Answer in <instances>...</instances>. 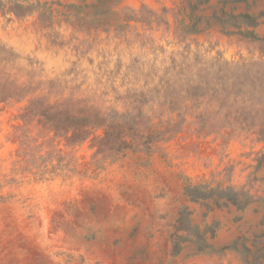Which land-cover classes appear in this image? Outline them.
Masks as SVG:
<instances>
[{
  "label": "rangeland",
  "instance_id": "rangeland-1",
  "mask_svg": "<svg viewBox=\"0 0 264 264\" xmlns=\"http://www.w3.org/2000/svg\"><path fill=\"white\" fill-rule=\"evenodd\" d=\"M0 1V48L6 49H0V80L22 89V96L10 97L7 84L0 88V264H247L248 256L264 264V138L258 134L201 131L187 114L182 130L150 154L130 150L102 166L91 137L69 148L57 139L61 155L27 163L15 136L19 114L39 96L103 113L140 112L155 124L170 101L180 103L199 82L202 68L219 58L260 60L264 46L216 28L184 35L177 19L189 12L186 0H121L96 16L86 5L97 0ZM17 1L46 3L52 12L43 19L38 12L17 16L11 11ZM142 5L161 21L131 22L117 33L123 9ZM261 10L264 0L252 8ZM256 32L264 37V17ZM34 167L43 176L29 170ZM189 183L234 186L256 201L244 209L217 206L216 197L192 201ZM183 207L208 232L204 242H186L174 255L170 236Z\"/></svg>",
  "mask_w": 264,
  "mask_h": 264
},
{
  "label": "trees",
  "instance_id": "trees-1",
  "mask_svg": "<svg viewBox=\"0 0 264 264\" xmlns=\"http://www.w3.org/2000/svg\"><path fill=\"white\" fill-rule=\"evenodd\" d=\"M120 1L117 0L115 5L110 6L107 0H97L86 7L94 9L95 16L104 15ZM259 1L261 0H186V9L189 12L184 15L185 18L177 19L178 29L188 35L216 28L224 35H235L264 46V37H260L256 32V28L263 22L264 11H252ZM0 6H4L2 1ZM46 6V3L41 4L39 1L28 4L17 1L11 6V11L17 16L38 12L40 19H43L47 12H52V6ZM240 6H243L244 10L238 11ZM67 7L77 9L80 6L70 4ZM208 10L212 12L207 14ZM180 11L183 10L176 12L177 18ZM105 19L106 17L102 18ZM123 21L125 23L116 28L117 33L123 25L129 26L131 22L147 25L159 23L161 16L146 5H142L140 9L125 7ZM0 49L6 50L4 47ZM202 69L198 75L199 82L196 85L189 84L192 90L181 95L180 103L170 101L171 105L165 114H160V119L155 124L151 117L140 112L136 114L113 110L103 113L66 103H52L41 96L30 99L19 114L23 123L17 127L15 135L21 144L23 162L28 163L30 159L37 161L54 152L61 155L63 150L56 149L61 142L65 148H69L90 137L93 147L96 148L95 156H100L96 160L99 166L107 160L117 161L130 150L150 154L156 143L167 140L182 130L187 114L194 115L195 120L199 121L201 131L230 129L252 132L264 138V51L260 60L232 62L219 58L211 66ZM2 83L10 87L8 96H22V89L12 80H0V88ZM99 129H102L103 133L95 134ZM40 139L43 141L40 142ZM57 139L60 143L55 145ZM47 145L51 149L43 156L40 152ZM55 168L54 166L51 172H54ZM33 169V174L40 177L45 172L36 167L29 170ZM185 192L192 201L216 197L217 206L232 204L239 209H244L256 201L247 190L234 186L210 188L208 185L189 183ZM191 214L192 211L188 207L179 211L175 230L170 236L174 255L182 251L186 242L205 241L208 231H201L199 226L193 225ZM246 250L248 253L252 251L248 247ZM259 250L261 249L256 252ZM249 258H246V263L252 264L253 261Z\"/></svg>",
  "mask_w": 264,
  "mask_h": 264
}]
</instances>
